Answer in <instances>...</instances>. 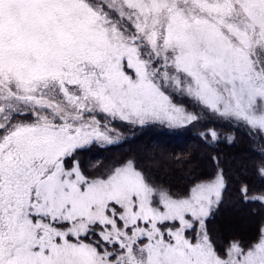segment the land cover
Returning <instances> with one entry per match:
<instances>
[{
	"label": "snow or ice",
	"instance_id": "snow-or-ice-1",
	"mask_svg": "<svg viewBox=\"0 0 264 264\" xmlns=\"http://www.w3.org/2000/svg\"><path fill=\"white\" fill-rule=\"evenodd\" d=\"M173 94L264 134V0H0V264H264V227L208 234L222 170L183 196L133 159L82 170L115 121L196 122Z\"/></svg>",
	"mask_w": 264,
	"mask_h": 264
},
{
	"label": "trees",
	"instance_id": "trees-1",
	"mask_svg": "<svg viewBox=\"0 0 264 264\" xmlns=\"http://www.w3.org/2000/svg\"><path fill=\"white\" fill-rule=\"evenodd\" d=\"M174 100L199 119L176 128L115 121L113 126L125 134L119 145L106 153L92 146L77 151L76 158L89 176L133 159L150 180L176 196H183L194 182L214 178L222 170L226 185L222 202L207 218L206 228L220 251L233 241L247 246L264 227V204L245 200L241 189L246 186L249 195L264 194V175L259 172L264 164V135L213 115L188 97L174 95ZM209 129L216 131V140L208 134Z\"/></svg>",
	"mask_w": 264,
	"mask_h": 264
},
{
	"label": "rangeland",
	"instance_id": "rangeland-1",
	"mask_svg": "<svg viewBox=\"0 0 264 264\" xmlns=\"http://www.w3.org/2000/svg\"><path fill=\"white\" fill-rule=\"evenodd\" d=\"M174 95L175 96H178V97H186V96H182V95H180V94H173L172 95V100H173V103H175L176 105H178V106H181V105H179L175 100H174ZM183 107V106H182ZM184 108V107H183ZM188 111V110H187ZM188 112H190V113H193V111H188ZM198 114H200V113H198ZM118 122V121H117ZM117 122H116V124H117ZM120 122V121H119ZM140 126V125H139ZM115 127V126H114ZM118 127V126H117ZM115 129H116V132L113 134L114 136H115V142L114 143H112V144H104V143H95V144H92V145H90V146H88V147H86V148H83V149H80V150H86V149H89V148H91L92 146H97V148L98 149H101V151L100 152H102V153H106V152H109L110 151V149H111V147H113V146H116V145H119L123 140L122 139H124V136H125V134L119 129V128H116L115 127ZM264 135V134H263ZM79 151V150H78ZM97 154H99V152H96ZM215 208V207H214ZM214 208H213V210H214ZM211 215V214H210ZM209 215V216H210Z\"/></svg>",
	"mask_w": 264,
	"mask_h": 264
}]
</instances>
